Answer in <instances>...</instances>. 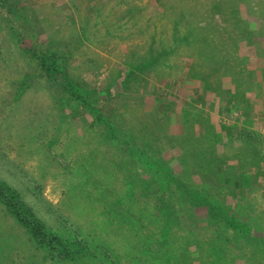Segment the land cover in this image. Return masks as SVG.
<instances>
[{"label": "rangeland", "instance_id": "1", "mask_svg": "<svg viewBox=\"0 0 264 264\" xmlns=\"http://www.w3.org/2000/svg\"><path fill=\"white\" fill-rule=\"evenodd\" d=\"M0 264H264V0H0Z\"/></svg>", "mask_w": 264, "mask_h": 264}, {"label": "trees", "instance_id": "2", "mask_svg": "<svg viewBox=\"0 0 264 264\" xmlns=\"http://www.w3.org/2000/svg\"><path fill=\"white\" fill-rule=\"evenodd\" d=\"M50 57V55L49 54H42L41 56H40V61L41 62H39V64H40V67L42 68V69H44L45 71L46 70H48L49 72H52V68H50L51 66H49V61H48V58ZM22 194V193H21ZM20 198V200H22L23 201V199H22V197L21 196H19L18 194L16 195V193L14 192V195H13V198Z\"/></svg>", "mask_w": 264, "mask_h": 264}]
</instances>
